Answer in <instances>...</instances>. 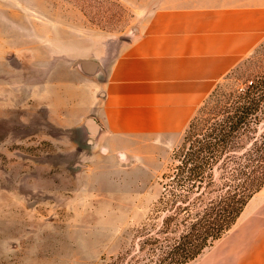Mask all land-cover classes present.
Segmentation results:
<instances>
[{
	"label": "rangeland",
	"instance_id": "rangeland-1",
	"mask_svg": "<svg viewBox=\"0 0 264 264\" xmlns=\"http://www.w3.org/2000/svg\"><path fill=\"white\" fill-rule=\"evenodd\" d=\"M167 1L0 0V264H113L112 258L138 247L188 130L148 160L136 152L128 160L122 155L123 166L94 185L74 168L55 164L65 156L43 139L27 97L37 68L51 67L60 54L81 62L101 47L132 40L146 16ZM263 76L264 42L195 117L241 98ZM107 163L103 158L104 169Z\"/></svg>",
	"mask_w": 264,
	"mask_h": 264
},
{
	"label": "crops",
	"instance_id": "crops-1",
	"mask_svg": "<svg viewBox=\"0 0 264 264\" xmlns=\"http://www.w3.org/2000/svg\"><path fill=\"white\" fill-rule=\"evenodd\" d=\"M263 42L264 0H168L132 40L37 68L27 98L43 139L65 156L55 164L95 185L122 155L148 160L180 142L204 100ZM186 264H264V187L210 254Z\"/></svg>",
	"mask_w": 264,
	"mask_h": 264
},
{
	"label": "trees",
	"instance_id": "trees-1",
	"mask_svg": "<svg viewBox=\"0 0 264 264\" xmlns=\"http://www.w3.org/2000/svg\"><path fill=\"white\" fill-rule=\"evenodd\" d=\"M216 108L191 122L163 176L152 224L138 247L113 264L195 260L232 229L264 187V76L244 96Z\"/></svg>",
	"mask_w": 264,
	"mask_h": 264
}]
</instances>
